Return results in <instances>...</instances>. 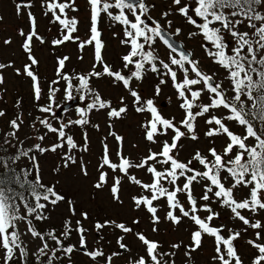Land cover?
I'll use <instances>...</instances> for the list:
<instances>
[{
  "label": "snow or ice",
  "instance_id": "6c2138e0",
  "mask_svg": "<svg viewBox=\"0 0 264 264\" xmlns=\"http://www.w3.org/2000/svg\"><path fill=\"white\" fill-rule=\"evenodd\" d=\"M86 3L90 9L89 34L81 40L77 34L79 20L69 15L78 11L76 0H42L43 14L59 27L58 37L50 41L52 47L75 43L81 53L89 47L92 49L91 67L85 73L69 74L66 65L71 58L67 55L56 58L57 79L50 82L44 104L39 103L44 92L37 72L40 61L34 55V47L37 42L41 45L48 42L38 32V19L30 10L31 0L27 3L20 0L15 5L17 16L27 9L29 28L27 31L18 29L25 62L19 67L12 61L0 62V93L8 90L6 71L24 77L30 83L37 110L43 115L36 116L30 125L34 132L29 138L38 142L25 149L24 140L19 136L24 113L20 111L22 98H18L15 102L18 111L8 120L9 131L2 138V145L16 151L11 155H0V165L4 168L0 173V264H29L30 256L35 264H65V261L71 264L73 254L81 250L95 264L101 259L104 264H116L114 258L126 253V264H176L175 258L181 249L184 264H195L194 254L201 250L206 236L214 243L212 264H245L238 242L249 229L253 230L254 238L245 243L255 250L251 264H264V0H169L167 10L160 13L161 19L152 15L155 4L145 0H86ZM102 14L122 26L119 43L127 51L120 57L121 70H114L103 54L106 46L99 29ZM174 15H179L186 24L198 30L189 35L203 38L205 44L202 46L212 62L223 70V80H217L215 72L206 73L200 62L183 50L182 44L171 40L173 34L178 36L182 31L173 29V20L168 17ZM3 19L0 16V21ZM167 29H172V33ZM120 35L113 33V36ZM157 38L166 46L167 60L161 58L154 47ZM3 44L11 46L13 40L5 39ZM78 59L83 60L84 56L80 55ZM149 72L160 79L153 97L146 98L133 85L142 82ZM105 77L110 78L113 86H122L126 90L131 97V109L125 96H120L114 105L93 87V79ZM61 81L64 82L66 102L77 98L74 91L79 94L80 101H89L76 109L78 119L65 122L57 115V109L62 106L56 103V95L61 91L56 85ZM169 81L183 111L179 121L175 117H165L156 104L155 97L162 91L160 85ZM3 99L0 94V101ZM92 111L104 112L109 130L102 141V155L96 166L98 176L91 183L89 198L95 199L107 189L112 204L122 207L123 182L127 181L141 190L140 194L131 197L132 205L134 210L148 213L153 233L159 231L158 225L162 222L159 215L161 202L167 208L163 219L174 228L185 219L192 222L194 230L188 244L183 241L172 243L169 250L164 251L160 241L135 231L124 222L106 219L95 221L94 229L97 233L109 228L118 230L121 233L116 237L118 251L106 255L101 248H88V229L84 227V221L91 219L89 213L86 210L77 213L78 201L57 191L55 183H43L37 154L57 153L58 149H64L62 168L79 162L80 174L88 177L90 173L83 157L78 161L72 153L76 150L88 152L89 137L85 132L80 145L67 130L73 125L82 128L89 125L88 116ZM130 111L145 116L140 127L149 147L139 160L125 154V138L112 130L115 122L128 118ZM6 115L0 109V118ZM200 120L206 126L203 135L210 146L205 152L196 149L190 160L182 161L178 157L185 146L183 141L200 140ZM92 126L100 128L99 124ZM48 134L55 135L57 142L45 146L43 142ZM109 136L117 145L114 153L107 143ZM218 138L223 141L219 150L215 146ZM2 145L0 152L6 153L7 148ZM156 145L158 149L153 150L152 146ZM113 155L116 160L112 159ZM21 159L30 161L32 167L18 172L13 165ZM137 169L150 174L149 182L132 174ZM55 171L59 173L61 167ZM197 185L202 188L199 197L195 195ZM241 193L244 195L238 198ZM181 196L185 198L184 202ZM61 203L66 205L69 213L62 231L38 230L34 221L47 220L49 217L45 213L49 206L54 210ZM213 203L228 209L232 218L243 227L236 230L223 224L215 226L213 221L220 214L212 208ZM245 211L251 215L243 214ZM201 212L206 215L202 217ZM77 215L80 218L73 225L71 217ZM20 223L24 224L23 230ZM131 223L138 226L140 221L133 219ZM73 232L77 234V244L66 243ZM129 235L139 242L143 255L131 254L127 244ZM29 236L40 242L35 250L22 239Z\"/></svg>",
  "mask_w": 264,
  "mask_h": 264
},
{
  "label": "rangeland",
  "instance_id": "374dc122",
  "mask_svg": "<svg viewBox=\"0 0 264 264\" xmlns=\"http://www.w3.org/2000/svg\"><path fill=\"white\" fill-rule=\"evenodd\" d=\"M20 0H0V16H3V21H0V62H14L18 67L25 62V54L20 49L21 37L18 35V29L23 28L25 31L28 30V20H27V9L17 16L15 5L19 3ZM25 3L28 0H24ZM148 4H155V8L152 9V15L156 19H161L160 13L167 10L166 5L169 0H145ZM31 12L38 19V32L39 34L48 42L43 45L38 42L34 47V55L40 61L37 68V72L40 78V83L43 88L44 96L42 97L40 104H44L47 100V93L49 89L50 82L57 79L55 75L56 58L58 56H69L71 59L67 62L66 71L69 74L73 73H85L90 70L91 67V47L85 49L83 53L79 51L75 43H68L59 47H52L50 41L58 37L59 27L58 25L52 24L49 18L43 14L44 9L41 7L42 0H31ZM77 12H70V16H75L79 20L78 25V35L81 40L85 39L89 34L90 26V9L86 3V0H76ZM168 19L173 20V29L180 28L182 31L180 34L172 35L171 38L182 44L183 47L192 54V58L200 62V67L208 74L213 72L216 73L217 80L224 79L223 70L219 69L215 65L211 58L208 57L205 48L202 46L205 41L200 35L190 36L189 33L198 32V30L192 25L185 23L182 17L179 15H174L168 17ZM163 24V20H161ZM166 27V26H165ZM99 29L102 33L101 39L105 44L104 56L106 62L109 63L114 70L122 69L121 54L126 52L127 49L122 47L119 40L122 38V26L111 21L107 15L102 14V19L99 24ZM169 33H172V29H167ZM113 33H120V36H113ZM5 39H12L13 44L11 46H6L3 44ZM156 47L157 53L167 60L166 56V46L163 45L162 41L157 38ZM80 55L84 56L83 60L78 59ZM177 58H179L177 56ZM100 70V69H98ZM179 74V73H178ZM7 78V92L0 93L3 95L4 99L0 101V109L4 110L7 115L6 117L0 118V135H4L5 132L9 131L8 120L15 117L18 109L15 107V102L18 98H22V108L20 111L24 113V124L22 126V131L19 132V136L24 140V148L32 146L37 143L33 137L34 130L30 127L33 119L36 116H42L36 107V102L33 100L32 91L30 89V83L24 77L15 76L10 70L6 71ZM160 77L154 73H147L142 82H134V87L137 88L141 94L148 98L153 97L155 86L159 83ZM75 83V82H74ZM92 85L96 88L103 96L104 99L111 100L113 104L118 103V98L120 96H125L127 102L131 109V97L128 96L126 90L122 86H113L110 78H103L100 80L93 79ZM228 82L225 81V86ZM61 89L56 95V103L58 105H63L66 103L64 100V82L61 81L59 85H56ZM161 95L155 97L157 107L167 118L175 117L176 121H179L183 116V111L179 108L180 101L176 97L175 89L172 87L171 81L167 84L160 85ZM75 96H79L78 93L74 91ZM79 100V98H78ZM68 102V101H67ZM88 100L80 101L81 106L76 104L70 107L67 111L65 109H57V115L61 116L62 119L67 122L68 120L78 119L76 109L78 107H84ZM51 119V118H50ZM88 119L90 124L81 127L78 125L71 126L68 129V134L72 135L74 140L82 145L83 135L86 132L89 137V151L80 152L78 150L73 151V155L77 157L79 161L80 157H83L84 162L88 168L90 175L88 177H83L80 174L79 162L76 165H71L68 168H62L63 160L62 154L64 149H58L57 153L47 152L43 155L37 154V160L42 175L43 183L46 185L56 184V189L67 198L74 199L78 201L77 203V213L81 211H87L90 220L84 221V227L88 229L87 232V244L89 249L101 248L106 255H111L113 252L118 251L116 244V237L120 235L118 230L104 229L102 233H97L94 229L95 221H104L106 219H116L118 222H124L129 226H132L135 231L143 232L146 236L151 239L158 240L163 245L164 251L169 250V246L172 243H179L183 241L184 244L190 242V234L194 230V225L191 221L185 219L184 222L178 227H173L169 222L164 220L167 208L161 202L159 215L161 217V223L158 225L159 231L156 233L152 232V224L149 220V215L146 211L134 210L132 205L131 197L133 195H138L141 190L127 181L123 182L122 198L124 200V205L122 207H117L109 199V192L105 189L103 192L97 194L95 199L89 198V192L92 191L91 183L97 179V163L102 155V141L108 132V126L106 123V116L103 111L96 112L92 111L89 113ZM144 114H137L134 111H130V115L126 119L119 120L115 122V126L112 129L116 131L119 135L125 138V154L128 155L133 160H139L145 155L148 143L143 139V129L140 124L144 122ZM54 126H56V121L52 119L51 121ZM99 124L100 128L97 129L92 125ZM205 124L203 120L199 121V142H193L191 140H184V149L179 153V159L187 162L192 158V155L196 149L201 152H205L207 147L210 146L209 142L203 135L205 130ZM239 131V129H235ZM41 131H44L41 129ZM164 139V138H161ZM56 137L53 134H48L45 138L43 144L45 146L52 145L56 143ZM222 139H217L215 146L219 150L222 144ZM107 143H109L110 148L113 153L116 151L117 145L111 136L108 137ZM138 145V147H133V145ZM153 150L158 149V145L152 146ZM13 151H16L14 148ZM113 160H116L115 155L112 156ZM19 164L32 167L31 162L26 159H21ZM61 167V171L57 173L55 169ZM199 167V165H197ZM133 175H136L139 179L144 182H149L150 174L143 170H133ZM58 181V183H56ZM202 192L200 186L195 187V195L199 197ZM147 194V193H145ZM244 193L239 194L238 198L243 196ZM181 201L184 202L185 198L180 197ZM203 203V202H201ZM212 208L214 211L218 212L219 218L213 221L215 226L221 224L227 227L239 230L243 225L232 218V215L228 209L222 208L218 203H213ZM49 218L44 221H34V224L38 230L42 232H47L49 230L55 229L57 233L62 231V226L66 219L69 218V213L67 207L64 203H61L53 210L51 206L45 213ZM202 217L206 215L205 213H199ZM245 215H251L246 211L243 213ZM262 214H258L260 216ZM79 215L72 216V224L75 225V221L79 219ZM133 219H139L140 223L138 226L132 225L131 221ZM19 227L21 230L24 229V224L20 223ZM227 235V232L224 233ZM253 230L249 229L244 235V239L240 240L238 243L240 245V254L244 258L245 264H251V258L255 255V250L250 249L245 243L248 239H253ZM25 242L28 244L31 250H35L37 245L40 243L38 240H32L29 237L25 238ZM78 237L75 232H73L71 238L66 241V243L77 244ZM127 244L131 249V254L133 255H143V250L138 241H136L131 235L127 237ZM214 243L209 237L204 238L203 246L199 250L198 254L195 256V264H212L211 257L214 255ZM125 255L115 257L116 264H126ZM176 264H184L183 249L176 256ZM29 264H35L33 257H29ZM67 264V261H65ZM71 264H95V262H90L89 258L83 255L82 250L73 254L71 258ZM99 264H104V261L99 260Z\"/></svg>",
  "mask_w": 264,
  "mask_h": 264
},
{
  "label": "trees",
  "instance_id": "16d2710c",
  "mask_svg": "<svg viewBox=\"0 0 264 264\" xmlns=\"http://www.w3.org/2000/svg\"><path fill=\"white\" fill-rule=\"evenodd\" d=\"M3 136L0 135V145H2V138H3ZM2 146L5 147V148H7V152L6 153L0 152V155H11V154L15 153V151H13L14 148L8 147L7 145H2ZM13 167H15L18 172L22 168H31V167H28V166L19 164V162L16 165H13ZM3 172H4V168H3L2 165H0V173H3ZM29 179H31V177H29Z\"/></svg>",
  "mask_w": 264,
  "mask_h": 264
},
{
  "label": "water",
  "instance_id": "95a60500",
  "mask_svg": "<svg viewBox=\"0 0 264 264\" xmlns=\"http://www.w3.org/2000/svg\"><path fill=\"white\" fill-rule=\"evenodd\" d=\"M171 40L174 41L172 38H171ZM175 42H176V41H175ZM176 43H178V42H176ZM178 44H180V43H178ZM182 46H183V45H182ZM183 50L186 51V52H188L184 47H183ZM75 103L78 104V101H77L76 99H74V100L71 101V102H68V103L64 104V105L61 107L60 110H63V109H69V108L72 107Z\"/></svg>",
  "mask_w": 264,
  "mask_h": 264
}]
</instances>
